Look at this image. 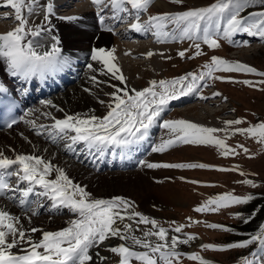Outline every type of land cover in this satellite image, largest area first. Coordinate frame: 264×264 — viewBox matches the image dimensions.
I'll list each match as a JSON object with an SVG mask.
<instances>
[{"label":"snow or ice","instance_id":"obj_1","mask_svg":"<svg viewBox=\"0 0 264 264\" xmlns=\"http://www.w3.org/2000/svg\"><path fill=\"white\" fill-rule=\"evenodd\" d=\"M174 4H183V0H170ZM93 3L104 8L111 7L114 11L113 19L124 22L131 18L135 23L131 24V29L136 32L147 33L155 29L159 42H167L168 39L187 38L192 41H201L211 48L220 47L218 40L221 31L223 38L235 43L232 37L237 33H246L252 37H259L264 41V11L250 13L247 17L241 18V12L252 4L264 5V0H217L216 3L208 7L192 8L182 12L163 13L149 16L148 20L141 23V14L148 11L154 0H93ZM6 4L15 10L14 19L18 21V26L0 34V60L6 65L7 72L13 77H19L24 81H30L33 77L46 78L49 74L62 71L68 65L69 59L60 55V48L57 47V37L51 36V43L48 49L42 43L46 35H51L50 21L48 16L44 23L40 25H30L29 18L36 12L37 8L43 7L39 0H6ZM27 10L25 15L23 10ZM47 13H53L51 2L46 5ZM124 13L126 15H121ZM7 17H5L6 19ZM101 23L104 18L101 17ZM226 22V27L221 29V24ZM172 25L169 31H165L168 25ZM112 31V29H108ZM247 41L241 46H247ZM197 49L195 55L200 56V43H194ZM115 49L105 50L103 48L94 50L91 59L99 61L103 67L99 70L93 69L91 64L88 68L99 71L102 75L111 74L112 78L124 84V87L112 85L114 91L110 93L111 102L108 104L109 111L103 117L87 114L66 115L64 119H55L51 125H39L38 135L48 134V138L56 143L59 140L70 141L65 145L68 151H75V145L82 143L88 152L103 155L109 148H127L139 141H143L149 133L150 127L155 123L160 113L167 107L171 100L188 95L197 91L201 85L198 81H204L206 77H213L216 71L224 72H246L264 76V72H257L253 67L240 62H231L217 56L211 58V63L204 65L207 69L199 75L188 73L172 81L161 80L152 81L151 86L141 91L128 89L126 78L121 69L113 63ZM153 53H148L151 57ZM180 57L185 56V51L178 53ZM106 69V71H105ZM91 79L96 82V77ZM236 82V81H233ZM242 83L252 86V81H242ZM264 84V80L259 81ZM179 86V89H177ZM159 89L157 91L156 89ZM8 89L0 82V93H7ZM130 92H134L131 95ZM214 95H220L216 93ZM104 103V101H99ZM51 104V101H46ZM13 105L8 106L11 111ZM45 115H50L45 113ZM35 127V121H26ZM17 121L12 119L8 127H12ZM229 128L233 125L243 124L241 119L226 122ZM163 127L172 134L169 139L162 141L155 146L153 152H164L178 144L208 145L216 146L222 150L224 156L236 155L235 149L229 148L224 139H220L214 133L225 131L227 135L236 133L245 134L252 138H257L258 142L264 143V122L247 128H235L234 131L209 128L185 120L164 121ZM43 129L44 131H40ZM240 147H243L242 145ZM247 153L248 149L244 148ZM148 168H209V165L188 163V164H160L143 162ZM18 167L7 172L6 175L15 176L18 184L13 186L4 179L5 172L11 166ZM220 171H233L236 169H219ZM56 173V177H49ZM242 175L245 173L241 172ZM27 183L26 187H20L22 183ZM198 183V182H193ZM255 187L251 180L244 181ZM37 186L40 191L37 190ZM19 193V196L14 195ZM30 194L36 197L35 201H29ZM0 198H7L23 207L30 203H36L38 207H43L40 198H47L51 201V207L58 209L64 207L78 216V219L70 222V226L56 232L42 231L35 227L24 229L19 224V217L0 208V264H89L93 260L90 250L99 247L110 237H118L121 240H131L134 245H140L146 251H135L126 244L114 246L108 250L121 257L119 264H131L132 259L141 261L142 264H180L178 252L179 244H188L197 237L189 235L186 239H179L173 236L168 238V229L158 225L155 219H151L135 211L134 202L125 197L116 196L110 199L92 198L91 194L78 184H75L68 177L65 170L55 166L51 161L45 160L39 155L17 154L15 158H10L0 153ZM254 197H237L231 194L219 195L204 202L194 209L198 213L218 212L221 208L231 205L248 203ZM33 215L39 214L32 208H28ZM240 214H236L239 218ZM138 218V219H137ZM29 221L31 217L28 218ZM129 221V222H125ZM151 224L152 228L145 231L143 238L134 235L139 230L133 228L132 223ZM198 223V222H195ZM123 225V228L120 227ZM184 225H177L173 231L182 232ZM207 227L222 231H232V229L219 225L208 224ZM42 231V239L33 240L29 233ZM155 236L159 242H152L149 237ZM251 243H258L261 250H264V225L257 235H253L249 240L238 244L226 246H216L212 244L203 245L205 249L214 251H224L228 248L247 247ZM17 249V252H13ZM41 249L43 251H41ZM22 253V254H21ZM106 260L107 257H99ZM255 256V253H253ZM192 260H199V264H212L198 254H192ZM245 264H254L244 258Z\"/></svg>","mask_w":264,"mask_h":264},{"label":"rangeland","instance_id":"obj_2","mask_svg":"<svg viewBox=\"0 0 264 264\" xmlns=\"http://www.w3.org/2000/svg\"><path fill=\"white\" fill-rule=\"evenodd\" d=\"M2 1H0V6L3 5V7H6V0ZM72 1L80 4L83 3L86 7H88L89 4L85 0L84 2L83 0ZM87 1L90 2V0ZM42 2L47 4L49 2L54 3L55 1L42 0ZM216 2L217 0H183V4L179 5L171 3L170 0H154V3L149 8L152 9L151 13L153 14L176 13L192 8L210 6ZM73 6L77 7L74 4ZM9 7L11 6H7V9H0V24L4 26L11 23L16 28L18 26V21L14 19L15 11ZM95 7L97 6H92L94 9ZM42 8L43 7H39L37 9L41 10ZM53 8L55 10V15H64L61 9H57V6H53ZM63 8L65 9L67 7L63 6L62 9ZM99 8L101 9V7ZM11 10L13 11V15L11 17L8 16V18L5 19L6 12H11ZM24 10V14L26 15V9ZM108 11H111L110 7H108ZM108 11L103 15L107 18V23L111 18V13ZM261 11H264V5L255 3L245 8L240 15L241 18H243L247 17L250 13H258ZM8 15H10V13ZM31 17L33 18L31 19ZM31 17L29 18V23L33 21L31 24H48V21L45 19L43 20L39 13H36ZM52 17L53 16H50L51 19ZM145 17L147 16L143 13L141 19L147 21L148 19L145 20ZM49 21L50 23L52 22L51 20ZM171 27L172 25L169 24L167 26L168 29L166 28L165 31H169ZM224 27H226V22L221 24L222 30ZM11 30H13V28ZM154 32L155 31L152 30V33ZM110 34H113V32ZM115 36L113 38H115ZM154 36L157 38L155 34ZM214 38L218 40V43L220 44L219 48L213 49L208 44L201 41L194 42L187 38H184L183 40L175 39L176 41L174 43L163 44L164 46L170 45L172 47L168 48L169 50H163L162 60L158 62L157 66H154V62H152L148 56V53H152L155 50V47L150 43L152 42V39H130L125 38L124 36H119L120 43L130 44L129 46L131 49L136 51L141 49L142 51L143 48V55H126L123 48L124 51L119 53L118 56L113 43L112 49L115 48L113 53L115 60L113 63L120 68L118 60H121V58L125 56L124 58L127 57L130 59L133 64L140 69V72L135 73L132 76V83H126L128 89H135L136 91H141L144 88L150 87L152 81H172L173 79L185 76L188 73L199 75L202 72H206L207 69L204 68V65L211 63V58L213 56L231 62L246 64L255 68L258 73L264 72V41L259 37H252L246 33H237L232 37V40L235 43H231L229 40L223 38V33L221 31L220 37ZM245 41L248 42L247 46H241ZM139 42H141L142 45ZM194 43H200V51L202 52V55H195L197 49L195 48ZM181 51H185L184 57L178 55ZM96 67L98 68L97 70L100 69L99 65ZM94 68L95 66L93 69ZM146 73L147 76H145ZM93 76H95L100 83L94 82L91 79ZM213 77H221L222 79L206 77L204 81H198L197 83L202 86L206 83V80H208L209 85L207 86L206 92L210 91V94L206 93L203 97L206 99L209 96H213L214 99L211 98V100L216 102L217 100H220L221 104L219 105V102L217 105L205 103L203 106L199 107V109H195V111L200 112L202 109H208L218 112L216 115L199 119V117L194 115V110L187 112L184 111L185 108H180L181 111H179V113L174 110L166 111L164 116L161 117L160 123L159 121L157 122L159 127H157L154 133L156 141L151 145L149 154L141 159L139 164L140 167L138 166L135 169L126 170V172L118 169H105L100 171L97 175H95L96 173L94 171L87 168L80 174L79 178L81 179L77 182H73L84 187L85 190L91 194L92 198L110 199L116 196H121L134 202L135 211L151 219H155L159 226L169 230V239L173 236L179 237L181 240L186 239L189 235L197 237L196 239L191 240L188 244H179L177 246L176 250L183 254L180 257V264H199V260H192L189 258L192 254H198L205 260L212 262V264H245V257H247L249 261H254V264H264V250L260 249L258 243H251L247 247L228 248L224 251H214L202 247L203 245L208 244L216 246L238 244L247 241L253 235L260 233L264 221H261L259 225L255 227L253 233L251 232L253 229H248L251 227H248L247 223L253 219V216L256 215L258 211H250V209L253 208V202L259 199L264 202V143H260L257 138H252L245 134L236 133L234 135L226 136L225 131H220L214 133V135L220 139H224L226 145L231 149H235L238 154L224 156L222 150L216 146L192 144H178L164 152L152 151L155 146L159 145L162 141L169 139L172 135L168 129H164L163 127L162 120L164 117L166 118L164 121L185 120L204 127L227 130L228 132L234 131L235 128H247L264 122V84L259 83V81L264 80V76L246 72L216 71L213 73ZM242 81H252L253 84L252 86H249L248 84L242 83ZM112 85H118L120 87L125 86L124 84H121L120 81L113 79L112 76L102 74L96 75L93 70L86 68L84 76L78 80L77 83L70 84L65 92H57L53 94V96L45 98L39 103V105L32 108L30 114H32L33 121H35V126L42 123H44V125H51L54 123L52 117L58 119L67 114L72 115L71 113L81 114V112H86L83 110L88 108H91L90 111H93L92 115L97 117L105 116L109 111L108 104L111 102V96L109 94L114 91ZM178 88L179 86H177V89ZM74 89L75 92L79 90V92L82 91V93L87 94V96L86 94L85 96L90 99L88 105L82 103V106L79 107L80 109L78 108L77 104L82 102L80 98L81 96L83 97L84 94L76 93L75 95V92L73 95L70 94ZM216 93H219L220 95H214ZM130 94L134 95V92H130ZM58 96H65V98L70 97V101L67 102L66 99H63V103H65L64 105L53 104V99ZM46 101H51V104H46ZM99 101H104V103L102 104ZM77 109H79L80 112L77 111ZM45 113L50 115H45ZM238 119L243 120L244 123L233 125L229 128L226 122ZM28 121H30V119ZM32 127L34 126L32 125ZM25 130L24 125L17 129L18 132H23ZM35 130V128L26 130L29 132L30 137L24 136L25 138L23 137L21 140L22 150L26 151V153L29 151L37 152L38 150L42 155L43 153L48 154L50 152L49 147L54 146H52L48 138L44 135H38L37 130ZM41 130L44 131L43 129H40V131ZM13 134H15V132H13ZM44 134H46V132ZM8 136H12L11 133L5 132L4 135L0 137V143H5V138ZM241 145L243 147H240ZM5 148L9 151L8 146ZM244 148L248 149L247 153L244 151ZM62 157L64 159L67 158L62 152L61 156L58 157L60 163L62 162ZM66 162H68V160H66ZM143 162L160 164L198 163L206 164L210 167L195 169L163 167L148 168ZM219 169L236 170L220 171ZM241 172L245 174L242 175ZM247 180L253 181L256 186L253 187L250 184L244 183V181ZM194 181L198 183H193ZM150 185L155 189L152 190ZM158 192L172 193L175 195V198L171 202H164L160 197V194L158 196ZM100 194L101 196H99ZM224 194H231L242 198L252 196L254 198L248 203L235 204L226 208H221L218 212L198 213L194 210L207 200ZM0 202L8 201L0 200ZM66 211L63 213L57 212V214H39L34 215V217L36 219H42L45 222L50 221V219L57 221L62 220L63 218L64 220L69 221V219L77 217L76 214H69L68 212H71L69 209H66ZM236 214H240L239 218H237ZM131 223L134 229H139L134 232V235L141 238H143L145 231L152 228L151 224L137 225L135 222ZM208 224L223 225L232 229V231L212 229L207 227ZM177 225L185 226L182 229V232L176 233L173 231ZM120 227L123 228V225H120ZM148 239L154 243L159 242L158 238L155 236L149 237ZM111 241L112 240L110 239L105 240V242H103V245L105 244V246H102V244L99 245V257H107L106 260L102 261V264H119L121 257L110 252L108 249L114 246H119L120 244H126L135 251H146V249L140 245H134L131 240L124 241L119 239L118 242L110 246L109 243ZM195 245L196 247L191 250ZM90 253L92 256L96 255L94 250H91ZM253 253H255V256H253ZM131 264H142V262L132 259Z\"/></svg>","mask_w":264,"mask_h":264},{"label":"bare ground","instance_id":"obj_3","mask_svg":"<svg viewBox=\"0 0 264 264\" xmlns=\"http://www.w3.org/2000/svg\"><path fill=\"white\" fill-rule=\"evenodd\" d=\"M0 1H2V0H0ZM83 2H84V0H83ZM73 4L77 7H74ZM1 5H2V3H1ZM61 6L62 7L64 6L67 8H65V9L63 8L64 9L63 10ZM59 7H61L62 11L64 12V16H61L60 18L54 16L53 24L55 25V28H53V30H51V35L50 36L48 35L47 38L42 41V43L45 45V48L48 49L50 47L51 43L54 42L51 40V36H55L58 38L57 41H55V43H57V47H59L61 50L60 55L62 57L69 59L68 65H66L62 70L63 72H66V75H67V77L65 78V81L69 80L71 77H74V75H77V74L79 77H82L81 76L82 71H84L86 68H88L89 64H91L92 66L94 65L95 66L94 69H98L96 66L99 65L100 69H101L103 67L102 63L99 61H93L91 59L92 54H93L94 50L100 49V48H103L105 50H112L113 43H114V47L116 48L118 56H119V53H121L124 50H125L126 55H128V54H130V55L142 54L143 55V52H142L143 48H142V51H141V49H139L141 52L139 50L136 51L134 49H131V47L129 46L130 44L128 45L125 43H120L119 36H117V35L115 36V34H114L115 38H113L112 34H110L111 32L109 33V31H108L109 27H108L107 23H100L101 26H99V24L97 23L96 16L93 13H91L92 11L88 10V8L85 6V4H83V3L80 4L78 2L75 3V2L70 1V0H61ZM1 8H3V7L0 6V9ZM5 8L7 9V7H5ZM9 13H10V11L8 13L6 12V14H5V16L7 18H8V16L9 17L12 16V14L8 15ZM142 15H143V13L141 14V18H142ZM140 22L143 23L145 21H143L141 19ZM120 23L122 26V28L120 30L121 31L120 36H124L125 38H130V39L131 38L143 39V40L149 39V38L152 39V42H150V43L153 45V47H155V50H154V52H152L153 55L150 57V59L152 60V62H154L153 63L154 66H157L158 62H160L162 60L163 50L172 47L170 45L164 46L163 44H168L169 41L171 43L172 42L174 43L176 41V40L168 39L167 42H159L158 39L155 38L154 33H152V31H149L147 33H141V34H136V33L135 34H129V32H127V31L129 29H131V24L135 23V20L131 19V18H128L124 22H120ZM124 23L127 24V26H126L128 28L127 30H126V27H124L125 26ZM12 28H13V25L11 23H9L8 25H4V26L2 24H0V34H6L8 31H12L11 30ZM13 30H14V28H13ZM139 43L141 44V42H139ZM123 48H124V50H123ZM124 57L121 58V60H118V62H119L118 65H120V69H121L122 73H124L123 75L126 78V83L130 84V83H132V79H131L132 76L135 73L140 72V69L137 66H135L130 59H128L127 57L126 58H124ZM140 64H137V65H140ZM159 66H160V64H159ZM93 72L96 75L101 74L99 71H93ZM9 76H11V75L7 72L3 61L0 60V82H6L9 86L15 87L17 89L18 87H16V85H13L11 82L7 81V79H9ZM106 76H111V74L109 73ZM145 76H147V73L145 74ZM11 77H13V76H11ZM17 78H19V77H17ZM19 80H20V82L23 81L20 78H19ZM31 80L34 81L35 77L31 78ZM74 80H77V79L74 78ZM63 87H66V85L63 84ZM75 89H74V91L72 90L70 92V94L73 95V93L75 92ZM89 90H91V89H89ZM57 91H58V89H57ZM200 92L202 93L203 91L197 90L193 93H189L188 95L181 96V97H179V102H176V104L180 105L179 108H185L184 111L189 112V111L194 110V112H195L194 115L199 117V119L200 118L204 119L206 117L216 115L218 112L211 111L208 109H202V110H200V112L195 111V109H199V107L203 106L205 103L217 105V103L219 102V105H220V102H221L220 100H217V102L212 101L211 98L212 99H214V98L211 96H209L205 99L204 97H202V95H199ZM76 93H82V91L79 92V90H77L74 94L76 95ZM85 94L86 93H82L83 97L81 96V98H80V94H79V98H80V100H82V102L77 104L78 108L80 106H82V103L85 105L89 104L90 99L87 98L86 97L87 94H86V96H85ZM63 99H66L67 102L70 101V97L65 98V96L64 97L58 96L57 98L53 99L52 103L56 104V105H62V104L64 105L65 103H63ZM79 109H77V111H79ZM90 109L91 108L83 110L86 112H81V114H87V115L91 116L93 114V111H90ZM71 114L74 115V113H71ZM67 115H69V114H67ZM65 116L62 118H58V119H64ZM154 126H155V124H153L150 127L149 131H151ZM25 129L29 130L30 127H26ZM26 130L23 132H16L15 129L12 128V130L9 131L12 136L6 137L5 143H0V147H1L0 153H3L4 155H6L10 158H15V156L17 154L42 156V157H44L45 160L51 161V163L53 165L64 169L66 174L68 175V177L71 178L72 181H75V182H77V181H79V179H81V178H79L80 174L82 173L83 170L85 171L87 168L91 171L98 172L100 169H104V167L105 168L110 167L109 164H104L101 166L100 163L94 164L92 161H90V158L96 159V154H94L93 152L87 151L89 156L86 157L87 152L85 154H83V156H81L77 152L68 151L65 147L66 144H63V142H64L63 140H59L58 142H56L55 147H49L50 152L48 154L43 153V155H42V153H40V151H38V150H37V152L29 151L26 153V151L22 150L23 148L21 146V144H22L21 140L23 139V137L24 136L30 137L29 132ZM5 132H7V131H5ZM5 132L0 133V137H2ZM13 132H15V134H13ZM68 143H70V142H68ZM81 144L82 143H79V144L75 145L74 147L79 148L81 146ZM146 144H147V141L144 142V140H143V141H139V142L132 144V145H133V147H137V149L140 151L144 147V145H146ZM135 145H137V146H135ZM7 146L9 147V151L7 150V148H5ZM115 148L117 149V151H119L120 154H122V155H119L120 158L115 161L117 164L118 162H120L121 158L125 159V154H127L129 152V146L127 148H119V147H115ZM137 149H136V152H137ZM62 151L65 153V155H68V158L64 159L62 157V162L60 163L58 161V157L61 156ZM69 157H71V158H69ZM66 160H68V162H66ZM129 160L135 161L137 159L133 157V158H130L128 160H125V161H123L122 164L120 163V166L127 165ZM55 177H56V173H53L49 178L53 179ZM82 186H83V183H82ZM150 187L152 188V190L155 189L151 185H150ZM37 190L40 191L42 189H39V186H37ZM18 194L19 193H15L14 195L18 196ZM101 194L99 196H101ZM159 194H160V197L162 198V200L164 202H171L175 198V195H173L172 193L170 194L169 192H167V193L166 192H158V196H159ZM29 197L33 198V200L35 201L36 197L33 194H30ZM0 208L10 212L12 215H14L16 217H19V224L23 225L24 229H26V230L35 227V228L40 229L42 231L56 232V231H60V230H63L65 228L69 227L70 222L72 221V220H69V221L64 220V218L62 220H57V221L50 219V221H47V222H45L42 219H36L33 216V214L29 213V211L24 212L23 207L19 208L18 202H14L12 200H10L8 202H0ZM59 208H61L62 210H65V211L67 209V208H64L62 206ZM49 210L52 211V210H57V209L52 208L51 205L43 206V207H37V212L40 211L41 213H43V212L46 213ZM29 217H31L30 221L28 219ZM42 231H37L36 233H29V235L32 236L33 240H40V239H42ZM109 239L112 240L109 243L110 246H112L113 244H115L119 240L118 237H110ZM109 239H107V240H109ZM102 246H105V244L103 245V243H102ZM195 247H196V245L193 246L191 248V250H193ZM12 251L15 253V252H17V249H13ZM98 251H100L99 247H95V249H94L95 254H96V252L99 253ZM97 258L98 257L96 255H94L93 260L90 261L89 264H102L103 260H100Z\"/></svg>","mask_w":264,"mask_h":264},{"label":"trees","instance_id":"obj_4","mask_svg":"<svg viewBox=\"0 0 264 264\" xmlns=\"http://www.w3.org/2000/svg\"><path fill=\"white\" fill-rule=\"evenodd\" d=\"M253 204H254L253 208H251L250 211L251 212H253V210H258V211L256 215L253 216V219L249 223H247L248 227H251L248 229H253L251 230L252 233L254 232L255 227L259 225L261 221L262 222L264 221V218H263L264 217V202H262V200L259 199L257 201H254Z\"/></svg>","mask_w":264,"mask_h":264}]
</instances>
